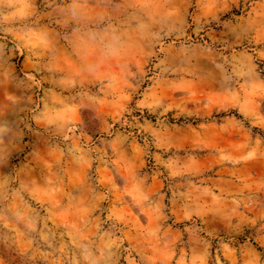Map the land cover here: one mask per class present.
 <instances>
[{
  "label": "rangeland",
  "instance_id": "obj_1",
  "mask_svg": "<svg viewBox=\"0 0 264 264\" xmlns=\"http://www.w3.org/2000/svg\"><path fill=\"white\" fill-rule=\"evenodd\" d=\"M0 264H264V0H0Z\"/></svg>",
  "mask_w": 264,
  "mask_h": 264
}]
</instances>
